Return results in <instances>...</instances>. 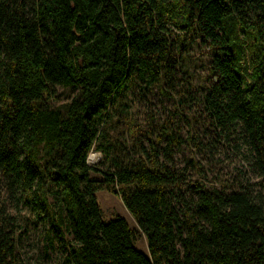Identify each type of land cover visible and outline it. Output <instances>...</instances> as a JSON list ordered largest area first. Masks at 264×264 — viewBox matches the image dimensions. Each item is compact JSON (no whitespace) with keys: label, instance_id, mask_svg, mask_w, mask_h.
<instances>
[{"label":"trees","instance_id":"trees-1","mask_svg":"<svg viewBox=\"0 0 264 264\" xmlns=\"http://www.w3.org/2000/svg\"><path fill=\"white\" fill-rule=\"evenodd\" d=\"M263 63L264 0H0V264L23 263L24 211L59 264H264ZM175 82L258 181L207 187L191 156L187 182L171 123L155 138L135 123L131 90ZM93 149L108 164L88 165ZM98 191L120 199L147 254L125 219L102 220Z\"/></svg>","mask_w":264,"mask_h":264},{"label":"rangeland","instance_id":"rangeland-1","mask_svg":"<svg viewBox=\"0 0 264 264\" xmlns=\"http://www.w3.org/2000/svg\"><path fill=\"white\" fill-rule=\"evenodd\" d=\"M192 49V54H195L196 51L200 52L199 50L195 51V45L192 46ZM203 76L204 72L201 68L194 69L193 81L195 84L198 86L202 85L204 83ZM179 91V82H175L174 88L171 90L160 86L158 83H154L149 87L135 86L127 96L129 99L127 102L128 113L131 114L135 123L141 129L154 126L152 128L153 138L158 134V125L171 123L169 128L180 139V146L175 145L174 147L173 164L183 173L187 182L198 178L188 162V158L191 156H194L200 165L201 176L198 180L207 187L214 186L221 191L230 192L237 190L241 183L248 180L250 182L258 181L249 172V166L246 161L239 157L232 147H224L215 143L214 131L208 128L206 121L203 119L204 112L198 100L186 98L183 99L182 104H179ZM60 92L63 96L62 99L72 96L69 89H62ZM174 111L177 113L174 114ZM112 121L113 119L106 121L110 130L114 129ZM190 135L201 138L204 144L203 149L193 147L194 142L188 140ZM144 143L146 144L147 141H144ZM89 158L90 160H97L96 164L102 162L106 165L110 161V158L104 161L102 154L95 149L92 150ZM101 168L103 167L101 166ZM91 176L96 179L100 178V175L95 173L91 174ZM95 197L101 209L102 220L108 222L118 217L125 219L128 226L134 231L135 248L147 254L145 236L138 229L120 199L105 191H98ZM23 216L25 217H22L20 221L26 233L23 236L24 241L18 254V257L22 259V264H34L35 262L40 264H59L60 252L58 249L50 252L47 260L42 257L44 247L42 240L43 228L36 215L24 211Z\"/></svg>","mask_w":264,"mask_h":264},{"label":"built area","instance_id":"built-area-1","mask_svg":"<svg viewBox=\"0 0 264 264\" xmlns=\"http://www.w3.org/2000/svg\"><path fill=\"white\" fill-rule=\"evenodd\" d=\"M91 152H92V150L90 151V153ZM90 153L88 154V157H87V164L91 166V165L96 164L97 160L96 161L95 160H90V158H89Z\"/></svg>","mask_w":264,"mask_h":264}]
</instances>
